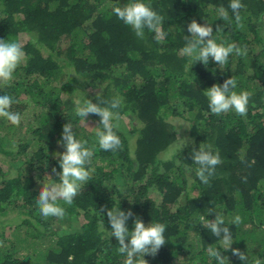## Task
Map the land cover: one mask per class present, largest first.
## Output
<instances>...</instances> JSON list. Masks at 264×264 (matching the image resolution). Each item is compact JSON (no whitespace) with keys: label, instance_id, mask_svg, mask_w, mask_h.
Here are the masks:
<instances>
[{"label":"trees","instance_id":"16d2710c","mask_svg":"<svg viewBox=\"0 0 264 264\" xmlns=\"http://www.w3.org/2000/svg\"><path fill=\"white\" fill-rule=\"evenodd\" d=\"M128 2L0 0V39L21 42L25 52L0 95L13 98L11 111H31L26 128L33 135L14 143L0 134V150L11 156L7 168L0 160V264H124L126 254L110 236L112 207L131 209L145 225H166V244L155 257L145 254L148 264H217L207 251L220 240L203 226L215 211L230 228L231 248L245 252L248 264H264V0H241L243 27L230 0H145L163 17L159 40L147 28L138 37L117 18L113 9ZM221 8L228 21L219 17ZM193 19L211 23L217 43H235L247 54H230L224 66L184 55ZM232 76L235 91L252 93L246 117L209 109L204 90ZM82 97L123 98L121 150L99 147L100 117L89 115L97 128L88 129L76 115ZM170 115L188 122L184 139ZM66 123L94 153L85 165L90 181L71 206L59 201L64 218H43L38 194L43 184L60 182L52 169L62 171L55 150L64 151ZM201 145L223 161L209 185L196 177L192 160ZM236 215L239 225L231 223ZM127 226L133 229L134 218ZM221 253L225 264H244L230 249Z\"/></svg>","mask_w":264,"mask_h":264},{"label":"clouds","instance_id":"9594fccd","mask_svg":"<svg viewBox=\"0 0 264 264\" xmlns=\"http://www.w3.org/2000/svg\"><path fill=\"white\" fill-rule=\"evenodd\" d=\"M229 7L234 13L238 27H243L240 15V9L244 7L241 0H230ZM118 19L130 26L135 34L143 38L144 30L156 33V39L161 38V25L163 17L154 11L150 3L145 0H129L121 7L113 9ZM219 17L225 21L229 20L227 11L224 8L219 10ZM188 32L191 36H186V46L182 49L184 55L201 61L205 65L211 58L217 65L224 66L228 63L230 54L237 56L246 55L247 49L237 46L235 43H217L212 38L213 27L209 22L198 23L195 19L188 24ZM24 45L19 41H8L0 39V86H7L13 80L15 70L24 62ZM223 69L222 67H220ZM237 81L232 77L224 80L222 84H213L210 88L204 90L208 99L209 109L212 114L217 116L234 110L241 117H246L248 113L249 100L252 93L249 91L237 92ZM13 98L8 94L0 95V117L6 118L13 125L19 126L21 115L12 112L11 106ZM105 105V106H101ZM123 106L122 97H113L111 100L100 99L99 103L90 99L83 98L77 102L76 115L86 118L95 114L100 117L99 126L95 135L98 137L99 147L104 151L121 150L122 140L118 135L121 131L120 109ZM64 147V151L55 155L59 160L62 171L57 172L53 167L52 171L59 176V183L43 184L39 192L37 204L39 212L43 218L57 217L64 218L66 209L59 204L63 201L71 206L74 198L79 194L81 186L90 181V172L85 167L91 163L93 151L86 147L88 141L77 139L73 126L70 123L63 125L62 139L59 141ZM192 160L199 165L196 169V177L204 185H209L210 178L215 175L216 167L223 163L219 151L214 150L211 145H201L199 149L193 148ZM209 213L213 209L207 210ZM103 212V209H101ZM111 232L118 241V252L126 254L124 264H148L144 259L145 254L155 257L159 249L166 244L165 231L166 225L162 222H150L147 225L143 220L132 212L131 209L124 211L120 207L108 209L106 212ZM134 218V227L130 231L127 221ZM242 219L236 215L231 223L239 225ZM209 229L220 240L218 247H209L207 254L214 258L217 264H225L228 258L221 253V249L231 250L232 255L240 259L244 264H248V256L238 248H231L233 238L230 228L226 226L224 217L215 211V219L208 220L203 225ZM3 246V242H0ZM254 264H262L257 259Z\"/></svg>","mask_w":264,"mask_h":264},{"label":"rangeland","instance_id":"374dc122","mask_svg":"<svg viewBox=\"0 0 264 264\" xmlns=\"http://www.w3.org/2000/svg\"><path fill=\"white\" fill-rule=\"evenodd\" d=\"M21 38L23 40V36H21ZM12 112H15V111H12ZM19 114L22 117L21 123L19 126H16V125L10 126L9 125V124H11L10 121H8L6 118L0 117V134H5L7 137L10 136L14 143L16 142V139H18L19 137H22L24 140H26V139H32V136H33L32 133L30 131H28L26 128V126L29 127V125H27V124L30 123L29 121H31L30 116H29V114L31 115V111L29 114L25 113L26 115L23 112H21ZM170 121H172L174 124H176V129L179 132V139H181V138L184 139V134L185 135L187 134V136H188L187 132L186 133L183 132L188 127V122L185 119L180 118V117L175 116V115L174 116L170 115ZM84 123L86 124V127L88 129L97 128L96 120H92L89 117L86 118V121ZM178 145H179L178 141L175 142L174 144H171L172 148L169 149V152L167 154L170 155L173 152L172 151L173 148L177 147ZM14 149H16V145H15ZM55 151L57 154H59L60 152H62V149L57 148ZM10 159H11V156H8L4 151L0 150V160H1L2 164L5 166V168L9 167ZM4 217H6V216H4ZM79 223H80V218L79 219L73 218V224L75 226H79Z\"/></svg>","mask_w":264,"mask_h":264}]
</instances>
